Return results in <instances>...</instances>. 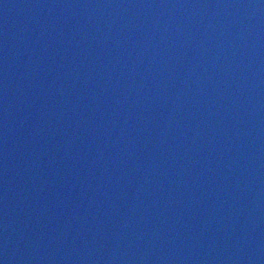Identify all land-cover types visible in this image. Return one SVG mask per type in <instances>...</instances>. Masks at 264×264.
Instances as JSON below:
<instances>
[{
  "label": "water",
  "instance_id": "obj_1",
  "mask_svg": "<svg viewBox=\"0 0 264 264\" xmlns=\"http://www.w3.org/2000/svg\"><path fill=\"white\" fill-rule=\"evenodd\" d=\"M0 264H264V0H0Z\"/></svg>",
  "mask_w": 264,
  "mask_h": 264
}]
</instances>
